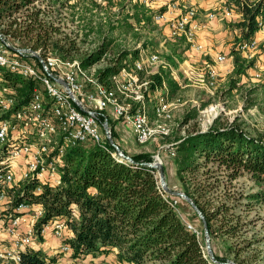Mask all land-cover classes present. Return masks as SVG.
<instances>
[{
	"label": "trees",
	"instance_id": "trees-1",
	"mask_svg": "<svg viewBox=\"0 0 264 264\" xmlns=\"http://www.w3.org/2000/svg\"><path fill=\"white\" fill-rule=\"evenodd\" d=\"M34 1L0 0V30L16 46L38 50L40 56L50 53L63 59L76 58L84 68L107 59L105 65L95 71L106 86L110 85V77L125 66L127 57L139 52L113 51L109 35L115 25L109 9L114 10L118 4L121 10L128 7L121 23L116 21L125 32L136 25L144 27L151 22L152 16V10L140 0L99 3L74 0L71 4L68 0H40L46 2L45 6H67L72 12L70 20L78 14L75 8L77 10L82 3L90 14L93 9L102 12L101 21H95V26L92 16L88 17L84 27L87 31L83 33L88 36L93 31L101 33L104 30L101 42L90 51H80L74 40L61 35L64 30L60 25L53 23L60 17L50 15L46 7H36ZM232 1L241 13L240 20L233 23L240 29V36L234 37L229 55L233 72L239 75L253 64V59L247 61L242 57L238 46L259 29L257 22L259 16H264V0ZM77 16L83 18L81 14ZM175 52L173 50L172 54ZM172 54H167L166 59L176 66ZM3 74L7 84L15 87L16 104L25 103L34 82L9 70H3ZM150 79L152 90L165 81L170 96L178 88L177 82L163 69L151 74ZM235 81L236 78L231 79L230 88L235 86ZM253 104L254 101L249 103ZM192 111V115H185L184 123L197 112L196 109ZM0 116L3 115L0 113ZM117 135L118 131L113 130L112 136L116 138ZM174 142L175 175L182 192L202 214L200 220L203 229H207L209 242L220 240L222 244L220 250L210 244L212 257L202 245L199 234L186 226L176 205L171 204L177 195H170L159 187L155 170L146 165L151 161V154L141 151L131 155L132 162H121L112 156L113 147L108 141L106 148L92 141L68 147L62 155L61 183L57 187L42 186L41 191L34 194L37 184L26 181L6 190L8 203L16 205L26 201L40 206L42 214L33 224L34 234L40 235V228L45 224L63 221L71 231L63 240L69 247L68 260L87 263L88 259H83L115 249L116 259L130 264H224L229 260L236 264H264V252L256 246L264 242V235H245L246 226L252 220L241 213L249 211L253 202L264 204V136L248 134L235 119L227 123L214 120L204 130L188 129ZM242 173H247L259 189L244 195L231 193L225 182ZM3 212L2 209L0 215ZM55 261V257H48L32 246L21 253L20 259L21 264Z\"/></svg>",
	"mask_w": 264,
	"mask_h": 264
},
{
	"label": "built area",
	"instance_id": "built-area-1",
	"mask_svg": "<svg viewBox=\"0 0 264 264\" xmlns=\"http://www.w3.org/2000/svg\"><path fill=\"white\" fill-rule=\"evenodd\" d=\"M93 1L99 3L103 0ZM140 1L147 6L152 0ZM73 2L68 0L69 4ZM45 3L35 0L33 5L42 9L46 7L50 15H59L57 4L45 6ZM175 7H181L183 12L170 16L168 11ZM195 14V7H182L180 3L170 1L164 11L152 15V20L166 24L169 30L166 36L170 40L183 37L200 50L202 46L194 43L195 27L191 25ZM213 16V13L207 15L208 19ZM53 23L59 25L57 19ZM257 25L259 29H264V16L258 17ZM258 43L252 37L241 41L238 48L245 54L256 49ZM246 55L252 56L250 53ZM217 60H225L224 55L217 56ZM158 62L160 57L157 52L139 51L136 56L127 57L125 66L110 77V85L106 86L97 78L94 65L84 68L76 58L63 59L50 53L40 56L38 50L16 46L0 30V113L3 115L0 116V198L8 197V188L26 181L37 184L34 194L39 193L42 186L57 187L61 183L62 155L68 147L76 144L92 141L106 148L105 142L112 140V156L121 162H132L112 136V131L118 125L141 145L168 137L176 125L173 118L178 99L170 96L165 81L150 89V75L158 72L152 68ZM207 66L206 81L212 85L217 73ZM3 70L34 82L25 103L16 104L15 87L7 84ZM148 102H153L151 114L148 113ZM210 108L214 114L223 110L219 103ZM170 145V142L160 145L152 155L154 162L151 163L161 162L159 150L168 147L170 153L174 154V148ZM155 174L158 177L156 171ZM158 184L160 187L161 184ZM6 200L8 205L0 215V222L3 235L8 239H0V251L10 254L20 263L21 253L32 245V226L41 216L42 209L26 201L10 205L9 197ZM171 204H176V201L173 200ZM27 222L32 223L31 227ZM61 226V222L55 225L57 228ZM186 226L198 234L191 223L186 221ZM45 227L50 225H43L42 231ZM60 249L67 252L69 247L63 244ZM59 264L87 263L68 260ZM95 264L114 263L102 259Z\"/></svg>",
	"mask_w": 264,
	"mask_h": 264
},
{
	"label": "rangeland",
	"instance_id": "rangeland-1",
	"mask_svg": "<svg viewBox=\"0 0 264 264\" xmlns=\"http://www.w3.org/2000/svg\"><path fill=\"white\" fill-rule=\"evenodd\" d=\"M114 2V0H113ZM233 2V1H232ZM234 3V2H233ZM223 4V3H222ZM224 5H226L228 8H231L229 0L224 1ZM119 4L116 5L114 10L112 8L109 9L110 19L112 20V23L115 25V28L109 35L110 38H112L113 42L112 45L113 51H120L122 49L125 50H139V51H155L158 53L160 57V62H158L156 65L153 66L152 69L154 71H159L160 69H164L163 67H166L169 69L164 70L169 74L170 72H173L175 74V71L173 69V66H168L166 64H163L164 62H168L166 59L167 54H172V51L175 50L176 52L173 53V58L175 61H178V55L181 54L179 51L181 50V47L183 45L186 46L185 39L182 38H176L175 40H170L168 36L164 35L163 32L161 33V28L159 22H154L151 18V22L149 24H146L144 27H140L139 25H136L133 30H129L128 32H125L124 27L120 26V23L122 21V17L124 16L125 12L127 11L128 7L126 6L124 10H121L119 8ZM65 10L66 14L63 12L60 15H57L59 17H64L65 19L62 20V22L65 24L64 32L61 33V35L68 36L67 39L74 40L76 42V46H79L80 51H90L93 49L98 43L101 42L103 32L101 33L93 31L88 36H83V33L87 31L84 27L87 23L88 17L92 16L94 22H92L95 26V21H101L100 16H102V12H95L96 9H93L91 14L86 9L85 4L82 3V5L78 6V9L75 8V13L81 14L83 17L82 19L77 16L78 14L72 15L70 10H67L68 8H60V10ZM119 12L118 15L116 13ZM114 13V14H113ZM109 16V15H108ZM119 25H118V22ZM230 25L231 22L229 23ZM263 30V29H262ZM136 33V35H134ZM234 41V39H233ZM13 43V42H12ZM14 44V43H13ZM252 54L251 57H248L246 54ZM182 55V54H181ZM247 58H245L247 61H250L253 59V64L246 67L244 69L243 73H240L239 75L234 74L233 79L236 78L235 86L233 88H230L231 80L229 77L224 80L223 82H220L219 84L215 83L218 77L217 71L214 69L217 73L216 80L212 85H209L206 81V73L203 76V84H205L204 87L200 86L196 87V85L192 86L193 82L189 80L186 76L185 81L189 83L190 85L180 88L178 87L171 96L172 98L178 99V104L174 108V112L176 110V114L174 115L173 121L176 125L173 127V131L171 132L168 137L165 138H158L150 143H145L143 146L148 145L149 150L145 149H139L140 145L137 142H133L134 147L137 146L139 150H128L125 148V145L122 144V140H124V137L127 136L125 134L123 136V139L120 135L119 130V140H121V143L118 142V145L120 149L123 151V154L128 155L131 158L132 154L138 153V152H148L151 154V161H153V156L160 145L169 143L171 148L174 147V139L177 137H180L183 135L188 129L189 130H204L213 123L214 120H217V123H227L233 119L237 123H239L244 130L252 135V136H264V62L262 61V58L264 56V40L259 41L256 49H254L251 52L245 53ZM255 55V56H254ZM261 55H263L261 57ZM111 56V55H110ZM109 56V57H110ZM130 57H134V55H129ZM243 57V56H242ZM261 57V58H260ZM257 58H260L258 61L259 67L262 68L261 70H258L259 75L249 74L250 71L256 70L254 68V63ZM107 59H102L98 63H96L93 68H99L103 65H105ZM218 61V60H217ZM177 63V62H176ZM165 65V66H164ZM165 68V69H166ZM208 68V66L206 67ZM184 73V72H183ZM186 75V74H185ZM170 76V74H169ZM171 77V76H170ZM251 78L253 80H251ZM229 79V80H228ZM256 79V80H255ZM259 83L258 85H255ZM251 101H254L253 105H249ZM215 103H219L223 110L218 112L217 114H214V110H212L211 105H215ZM153 102H148V105L150 107L148 108V113L151 114L152 112V105ZM192 109H196V114L188 119L187 122H183V118L185 115H192L194 111ZM201 109V110H200ZM113 123V121H112ZM115 123V120H114ZM119 126H116V129H118ZM195 128V129H193ZM119 129H122L120 127ZM125 130V128H124ZM130 134V133H129ZM117 135V137H119ZM129 137V136H128ZM126 139V138H125ZM128 139V138H127ZM116 141V138H114ZM130 141V140H129ZM136 148V147H135ZM159 156L161 159V163L163 166V172H164V181L165 185L173 191H182L181 186L178 182V179L175 175V165L173 162V158L175 156L174 154H171L168 147L165 150H159ZM153 169L158 173V168L155 166ZM165 169V171H164ZM221 179H225L224 176H221ZM158 183L159 179H158ZM228 186V190L235 194V195H244L247 192H253L258 190L259 188L255 186L254 182L250 179L249 175L247 173H242L239 176H237L235 179H232L231 181L225 182ZM162 188V186H160ZM222 186L218 189L221 190ZM172 195L171 193H169ZM178 196V195H177ZM174 199L176 201V208L178 212L180 213V216L182 220L187 221L191 223V225H194L198 229V234L200 237V241L202 245L206 248V237L204 233L203 226L201 224L200 216L195 210V208L192 206V204L187 201L185 198L178 196ZM241 201H244V198L241 199ZM7 200L5 197L0 198V211L2 209L7 208ZM242 216L251 219L252 223H250L248 226H246L247 231L245 232V235H256L258 237L259 235H264V204H259L257 202H253V205H251V208L247 212H241ZM28 216V215H27ZM30 217V216H29ZM57 222H61L62 226L60 228L55 227ZM53 223H48L50 227H45L42 231V227L40 228V235L37 233L34 235H31L32 238V244L35 246L38 244H43L40 246V250L43 251L47 256L52 255L55 257V263H63L68 261V254L67 252H62L60 247L63 246V240L71 235L70 229L67 228V226L64 224L63 221H57ZM27 224L31 227L32 223L27 222ZM34 224V223H33ZM3 225L0 222V235L4 233V230L2 229ZM21 227V226H19ZM33 228V226H32ZM21 230L24 231V228L21 227ZM58 231V232H56ZM46 233H51L52 235H46ZM60 242V245L58 246V243ZM213 246L216 250L222 249V244L220 240H215L213 242H209V245ZM260 249L264 252V242H260L257 244ZM37 247V246H36ZM59 248V250H57ZM211 248V247H210ZM57 250V251H56ZM88 264H95L96 261L106 259L114 264H125L126 262L106 257H100V258H94L93 257H87ZM264 261V257H263ZM0 264H21L16 259L10 257V254L4 253L0 251ZM223 264V263H218ZM227 264V263H224Z\"/></svg>",
	"mask_w": 264,
	"mask_h": 264
},
{
	"label": "crops",
	"instance_id": "crops-1",
	"mask_svg": "<svg viewBox=\"0 0 264 264\" xmlns=\"http://www.w3.org/2000/svg\"><path fill=\"white\" fill-rule=\"evenodd\" d=\"M170 1L178 2L181 4V6H193L196 8V14L192 19L191 25H193L195 28V38L194 43L200 44L202 46V49L197 50L195 47H193L190 43H186V46L183 45L181 47V50L179 51L181 59H178L176 61V66H173L172 71H175V74L173 72H170L171 78L177 82L178 87H186L190 85L185 81V78L191 80L193 84L192 86L196 85V87L202 86L204 87L205 84H203V76L205 75V72L207 70V65L214 67V69L218 73V77L215 83L219 84L220 82H223L228 77L231 80L234 76L233 72V61L232 57L229 55V51L233 44V39L235 36H240V29L235 27L233 25L234 22L240 20L241 13L238 10L237 6L232 2V0H229L231 8H228L226 5H224V1L226 0H152L150 1L149 5H147L152 10V15L159 11V9L162 7L164 8L163 11L166 9V4ZM223 3V4H222ZM62 8V7H61ZM63 8L66 9V6ZM69 10V9H67ZM59 15L63 12L66 14L65 10H60L58 8ZM170 11V12H169ZM168 11L170 16H174L178 14L179 12H183L182 8L175 7ZM71 12V11H70ZM209 13H213L214 16L212 19H208L207 15ZM152 18V16H151ZM65 18L60 17L59 25L60 28L64 30L65 24L62 22ZM231 22L232 25L229 23ZM161 33L163 32L164 35L168 33V27L166 24L159 22ZM253 38H255L258 42L264 40V29H258L254 32ZM224 55L225 60L223 61H217V56ZM242 56L247 58L245 54L242 53ZM255 56V55H254ZM263 55H261L262 57ZM260 57V58H261ZM260 58H257L254 63V68L261 70L258 60ZM262 61L264 62V56L262 58ZM166 65L171 66L169 63H166ZM165 66V65H164ZM163 70H168V68L163 67ZM166 68V69H165ZM257 69L254 71H250L249 74L259 75L260 73L257 72ZM184 72V73H183ZM186 74V75H185ZM228 79V80H229ZM251 80H253L251 78ZM256 80V79H255ZM259 83L255 84L258 85ZM261 85V84H260ZM258 85V86H260ZM176 114V110L174 112V115ZM118 131L120 130L121 138L123 139V136L127 134L126 137H124V140H122V144L125 145V148L128 150H141L142 148L145 150L148 149V145H140V148L138 149L137 146L134 147L133 142V136L129 134L124 128L119 129L120 125H118ZM119 136V135H118ZM129 136V137H128ZM119 137H116V140L121 143V140H119ZM126 138V139H125ZM128 138V139H127ZM130 140V141H129ZM135 143V142H134ZM46 235H52L51 233H46ZM0 239L7 240L8 238L1 234ZM43 244L34 245L31 246L35 249H40V246ZM60 245V242L58 243V246ZM59 250V248H57ZM56 250V251H57ZM115 249L111 250L107 254H99L97 256H94V258H100V257H106L110 259L115 260ZM52 255H48L50 257ZM130 264V263H125Z\"/></svg>",
	"mask_w": 264,
	"mask_h": 264
},
{
	"label": "water",
	"instance_id": "water-1",
	"mask_svg": "<svg viewBox=\"0 0 264 264\" xmlns=\"http://www.w3.org/2000/svg\"><path fill=\"white\" fill-rule=\"evenodd\" d=\"M37 57H39V56L37 55ZM110 143L113 144V143H112V140H110ZM128 158L132 161V159H131L129 156H128ZM146 165H148V166H150V167H155V166H156V167L158 168V179H159V182H160V184H161V186H162V189H163L165 192H167V193H171V194H173V195H178V196H181V197L185 198L187 201H189V202L192 204V206L195 208V210L197 211V213L199 214V216L202 217V214H201L200 211H199V210L193 205L191 199H190L188 196H186L182 191H173V190H170V189L165 185V181H164V178H163V176H164V175H163V174H164V172H163V165H162L161 163L154 164V163H151V162H147ZM204 233H205L206 242H207V244H206V250H207V252L210 254V256L212 257V250H211L210 245H209V236H208V232H207L206 227L204 228ZM227 264H236V263H234V262H232L231 260H229V261L227 262Z\"/></svg>",
	"mask_w": 264,
	"mask_h": 264
}]
</instances>
